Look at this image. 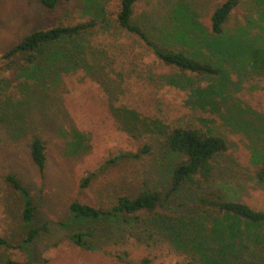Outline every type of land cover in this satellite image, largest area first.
<instances>
[{"label": "rangeland", "instance_id": "obj_1", "mask_svg": "<svg viewBox=\"0 0 264 264\" xmlns=\"http://www.w3.org/2000/svg\"><path fill=\"white\" fill-rule=\"evenodd\" d=\"M178 1L205 27L206 42H212L217 55L193 40L187 45L172 38L169 46L203 62L217 63L219 54L233 58L223 64L222 77L186 73L194 85L183 83L184 89L169 84L168 77L183 76L179 70L162 64L137 38L114 26L111 19L121 0H70L54 11L31 0H0V55L27 34L85 22L94 17L97 7H103L111 22L82 38L83 57L72 58V63L39 57L35 65L13 76L0 62V235L16 245L30 228L22 221L21 202L5 182L12 172L29 188L35 202L33 225H47L35 243L36 264H122L107 253L125 252L150 264L199 260V254H193L197 253L195 243L181 247L173 237L159 236V229L145 242L136 237L107 240L94 224L98 236L93 245L107 253L85 251L69 241L72 233L82 230L70 221L73 201L110 208L120 196L134 198L147 190L160 192L165 200L156 215H171V209L183 204L178 212L188 222L203 224L200 240L210 236L212 248L206 254L215 256L216 264L222 263L213 229L228 216L200 208L194 200L200 189L168 196L182 159L166 145V136L174 128L201 129L224 139L228 149L214 159L216 173L210 185L264 213V184L256 179L252 157L264 147V66L253 61L256 55L264 57V0H239L220 37L212 33L211 18L226 0H138L134 21L162 38L173 26L171 14ZM192 88L208 97L196 95ZM38 137L47 147L43 175L30 157L31 142ZM144 148L149 151L138 159L107 164L119 153ZM90 176L88 185L81 187ZM247 226L242 223L246 249L242 251L240 241H235L234 252H245L238 264H264V222ZM140 231L146 239L147 234ZM226 242L231 243L229 237ZM236 255L229 254L228 259L237 261ZM8 260L25 262L27 257L0 246V264Z\"/></svg>", "mask_w": 264, "mask_h": 264}, {"label": "trees", "instance_id": "obj_2", "mask_svg": "<svg viewBox=\"0 0 264 264\" xmlns=\"http://www.w3.org/2000/svg\"><path fill=\"white\" fill-rule=\"evenodd\" d=\"M31 1L40 4L47 10L54 11L61 4L70 0ZM238 1L226 0L214 11L211 18V30L215 36L220 37L223 34L224 25L238 6ZM137 2L138 0H121L118 12L111 21L118 30L137 38L143 43L162 64L173 67L183 74V76L168 77L170 85L181 89L185 88L183 83L193 86L192 78L187 77L186 73L198 77H222L223 64L226 61L233 60V58L230 59L227 55H220L218 52L220 56L218 55L217 57V63L203 62L183 50L173 49L168 44L173 43L172 38L187 45L193 40L198 44L207 46L213 56L217 55V52L213 50L212 42H206L207 32L205 27L195 20L194 13L187 5L178 1L171 14L173 26L171 29H166L167 35L157 38V36H152L146 28L134 21ZM93 16L82 23L73 25L61 24L27 34L19 44L0 55V62L5 65L4 70L9 71L13 76H17L35 65L39 57L48 56L65 61V63H72V58L79 55L82 58V54L85 51L84 48H86L82 38L101 26L111 24L105 17L103 7H97ZM164 38L166 42L163 40ZM253 61H258L261 66H264V57L256 55ZM216 88L217 86L212 87L213 93H216ZM220 88H223L222 83ZM192 91L196 95L201 94L202 97L204 95L208 97L199 88H192ZM166 145L172 154L182 157L174 170L168 196L173 193L184 192L186 189H200L201 194L194 198L200 208L227 215L226 220L217 221L213 229L214 234L216 233L215 236L220 242V253L223 258L220 264H238V261L242 260L240 255L245 252H234L237 247L235 241H240L239 246L242 251L246 249L243 244L245 242V231L242 229V223H248L247 227L262 224L264 222V213L250 208L245 203L229 199L221 189L210 185L216 173L214 159L227 151L226 141L201 129L174 128L166 136ZM148 151V148H144L137 153L122 152L111 158L107 164L122 160L138 159ZM30 157L43 175L47 166L45 141L39 137L32 140ZM252 157L257 166L256 179L264 184V147L261 150H255ZM90 179L91 176L83 180L81 187L87 186ZM5 182L21 202L22 221L30 227L25 237L16 245L0 235V246L21 251L27 257L25 262L8 260L6 264H36L35 243L39 236L47 230V225L39 227L33 225L36 216V205L29 188L23 181L15 173L10 172L5 176ZM164 201L160 192L150 190L144 191L134 198L120 196L110 208L95 207L79 201H73L69 206L70 221L82 230L72 233L69 236V241L85 251L107 253L104 248L93 245L94 239L98 236L95 232L96 227L92 226L94 224H98L99 229L97 231L103 233L104 238L107 240L120 237H136L139 242H145L150 238H154L157 229H159V236L163 238L173 237L171 240L181 247L187 248L190 245L188 244L189 242H192L191 245L195 243L194 248L197 249V253L193 254L194 256L199 254L200 259H190L187 264H216L217 258L215 256L211 258L206 254L207 250L211 252L212 249L208 242L210 236H207L204 241L200 240L203 224L193 219L188 222L186 216L178 212L181 211L180 208L184 206L183 204L180 207L176 206L171 209V215H156V210ZM230 220H233V222H230ZM141 229L147 234L146 239L138 234ZM227 237L231 241L230 244L226 242ZM107 254L122 264L151 263L148 259L141 262L136 261L131 258L128 252ZM229 254H237V261H230L228 259Z\"/></svg>", "mask_w": 264, "mask_h": 264}]
</instances>
